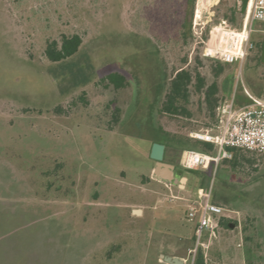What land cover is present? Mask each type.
Listing matches in <instances>:
<instances>
[{"label": "rangeland", "instance_id": "374dc122", "mask_svg": "<svg viewBox=\"0 0 264 264\" xmlns=\"http://www.w3.org/2000/svg\"><path fill=\"white\" fill-rule=\"evenodd\" d=\"M185 1H170L164 34L168 0H0V264H167L161 255L193 264L200 249L187 212L207 198L238 226H218L205 264H264V156L241 151L205 179L170 149L164 161L186 183L153 179V135L191 139L214 122L193 88L189 116L159 111L186 58L184 68L218 83L220 101L264 97V23L252 25L244 61L217 78L218 63L203 55L221 20L242 28L249 0H195L186 45L173 33ZM74 34L79 51L48 61L47 43ZM116 72L124 88L107 81Z\"/></svg>", "mask_w": 264, "mask_h": 264}, {"label": "built area", "instance_id": "2783aa9c", "mask_svg": "<svg viewBox=\"0 0 264 264\" xmlns=\"http://www.w3.org/2000/svg\"><path fill=\"white\" fill-rule=\"evenodd\" d=\"M255 22L264 23V0H249L245 22L240 30L231 29L226 20H221L219 40L215 47L204 49V57L229 65L241 64L253 48L250 35ZM245 93L248 98L245 106H236L234 92L229 98L219 101L214 122L207 130L189 134L195 141L211 144L213 153L184 151L180 160L182 169L207 171L213 168L215 171L221 162L233 158V149L264 156V97L252 96L247 90ZM187 217L189 221H196L195 247L202 249L217 237L216 220L228 216L222 207L207 198L199 206L191 205Z\"/></svg>", "mask_w": 264, "mask_h": 264}, {"label": "trees", "instance_id": "16d2710c", "mask_svg": "<svg viewBox=\"0 0 264 264\" xmlns=\"http://www.w3.org/2000/svg\"><path fill=\"white\" fill-rule=\"evenodd\" d=\"M170 1L168 0V7L162 9V17L159 21V32H162L164 34H167L170 32L173 28L171 25L170 20ZM185 12L186 16L183 18L182 21H180L175 29L173 30V33L176 35L178 42H182L183 44H187L189 39L192 38V32H191V24H192V18H193V12H194V4L195 0H186L184 2ZM229 20V18H227ZM234 20V15L230 18V21ZM171 27V28H170ZM234 29V28H232ZM237 30V29H234ZM240 30V28L238 29ZM82 45V39L79 35H71V36H62L60 42L51 41L48 42L44 54L48 61L51 63H58L61 61H64L73 55H75L80 47ZM196 61H198V58H196ZM217 68L215 70V77L217 78L225 69V64L219 61H216ZM200 64V62H199ZM187 65V58L184 60L183 67H180L179 69H176L174 73L167 78V83L165 87V94L163 97V100L160 103L159 111L163 114H168L172 116H179V115H188L189 112L187 110V105L190 101L191 96V88L194 89V91L198 94L203 95V101L205 102L207 106L208 112L211 114V116L214 118L215 116V109L219 103V98L217 94L220 91V86L217 82H212L210 85L206 84L205 78L202 76V74L199 72L197 67L192 68L191 66H187L184 68V66ZM107 81L113 85L115 89H121L126 86V78L120 73H111L107 76ZM257 97H261L260 94H257ZM238 102H240L239 98H237L236 106H238ZM151 146L153 143H160L165 146V156L166 158V152L167 150H178V164L180 165L181 156L184 151L186 150H195L203 153H213V146L208 143L198 142L189 138H177V137H171L168 141L164 142L158 139V136L155 134L151 137ZM191 141L196 142V144L191 143ZM233 153V158L231 160H226L224 162H231L235 164L237 160V153L243 151V150H231ZM150 155V151H149ZM150 159V157H149ZM181 167V166H180ZM211 169V168H210ZM195 174H201L200 172H195ZM205 179L210 177L209 170L204 171ZM214 204V203H213ZM216 205V204H215ZM217 224L220 228L224 230H230L232 229L230 225H234L237 227V222H233L232 220L222 217L218 218ZM246 241H252L251 238L246 237ZM257 248H260V246L257 244L255 245ZM195 260L193 264H205V256L201 248H199ZM252 251V250H251ZM252 253V252H251Z\"/></svg>", "mask_w": 264, "mask_h": 264}, {"label": "water", "instance_id": "95a60500", "mask_svg": "<svg viewBox=\"0 0 264 264\" xmlns=\"http://www.w3.org/2000/svg\"><path fill=\"white\" fill-rule=\"evenodd\" d=\"M165 156V146L160 143H153L150 150V159L155 162L153 169V179L164 182L166 184L182 186L186 183V178H179L174 174V165L166 163L164 161ZM134 214L140 215V210H135ZM233 228V225H230ZM161 258L167 264H184V260L178 257L164 256L161 255Z\"/></svg>", "mask_w": 264, "mask_h": 264}, {"label": "flooded vegetation", "instance_id": "af4514ba", "mask_svg": "<svg viewBox=\"0 0 264 264\" xmlns=\"http://www.w3.org/2000/svg\"><path fill=\"white\" fill-rule=\"evenodd\" d=\"M174 174L175 176H178V169L174 166Z\"/></svg>", "mask_w": 264, "mask_h": 264}, {"label": "crops", "instance_id": "0c3cea01", "mask_svg": "<svg viewBox=\"0 0 264 264\" xmlns=\"http://www.w3.org/2000/svg\"><path fill=\"white\" fill-rule=\"evenodd\" d=\"M224 162V161H223ZM223 169H225V168H223ZM141 211V210H140ZM141 213H142V211H141Z\"/></svg>", "mask_w": 264, "mask_h": 264}]
</instances>
